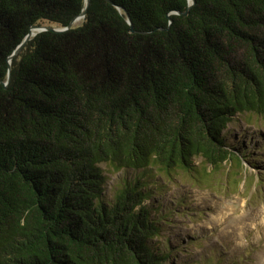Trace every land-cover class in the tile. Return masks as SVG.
Segmentation results:
<instances>
[{"label": "trees", "instance_id": "trees-1", "mask_svg": "<svg viewBox=\"0 0 264 264\" xmlns=\"http://www.w3.org/2000/svg\"><path fill=\"white\" fill-rule=\"evenodd\" d=\"M238 116L264 117V0H0V264H190L185 204L151 199L239 164ZM102 162L130 172L108 193Z\"/></svg>", "mask_w": 264, "mask_h": 264}, {"label": "rangeland", "instance_id": "rangeland-1", "mask_svg": "<svg viewBox=\"0 0 264 264\" xmlns=\"http://www.w3.org/2000/svg\"><path fill=\"white\" fill-rule=\"evenodd\" d=\"M239 117L226 126L239 164L233 157L213 169L196 158L193 170L176 169L174 178L164 177L162 188L154 201L151 199L156 203L160 198L162 205L170 207L173 201L185 204L174 208L164 230L170 231L175 244L182 240L181 247L186 250L178 253V258L184 262L196 264L195 259L202 262L213 256L226 262L240 256L242 264H264V117L253 116L251 121ZM100 166L106 177V193L130 174L105 162ZM177 209L182 212L177 213ZM193 237L194 243L190 241Z\"/></svg>", "mask_w": 264, "mask_h": 264}, {"label": "water", "instance_id": "water-1", "mask_svg": "<svg viewBox=\"0 0 264 264\" xmlns=\"http://www.w3.org/2000/svg\"><path fill=\"white\" fill-rule=\"evenodd\" d=\"M85 1H86V3L88 2V0H85ZM84 13H85V8L80 12V14H78L74 18H72L66 26H55V25H50V24H33V25H31L29 27L27 34L23 38V40L15 47V49L12 51V53L8 56V61L22 47V45L25 43V41L28 40L35 33L40 32L42 30H54V31L65 30V29L69 28L70 26H72L74 21L81 18L84 15ZM126 21L129 24H131V21H130V18L128 15L126 16ZM7 81H8V79L4 83H6Z\"/></svg>", "mask_w": 264, "mask_h": 264}]
</instances>
